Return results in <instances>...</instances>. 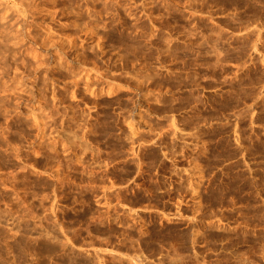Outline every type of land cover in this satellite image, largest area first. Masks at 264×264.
<instances>
[{
    "label": "rangeland",
    "instance_id": "1",
    "mask_svg": "<svg viewBox=\"0 0 264 264\" xmlns=\"http://www.w3.org/2000/svg\"><path fill=\"white\" fill-rule=\"evenodd\" d=\"M0 264H264V0H0Z\"/></svg>",
    "mask_w": 264,
    "mask_h": 264
}]
</instances>
